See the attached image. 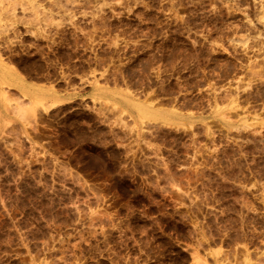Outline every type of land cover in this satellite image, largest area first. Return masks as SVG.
Listing matches in <instances>:
<instances>
[{
	"label": "rangeland",
	"instance_id": "1",
	"mask_svg": "<svg viewBox=\"0 0 264 264\" xmlns=\"http://www.w3.org/2000/svg\"><path fill=\"white\" fill-rule=\"evenodd\" d=\"M9 2L0 264H264V0Z\"/></svg>",
	"mask_w": 264,
	"mask_h": 264
},
{
	"label": "bare ground",
	"instance_id": "2",
	"mask_svg": "<svg viewBox=\"0 0 264 264\" xmlns=\"http://www.w3.org/2000/svg\"><path fill=\"white\" fill-rule=\"evenodd\" d=\"M5 1H7V0L0 1V12H2V11L9 12L8 9L11 10V6L10 5H12V4H10V2H9V4H7V6H6L5 5ZM16 4H15V6H16ZM13 6H14V4H13ZM22 6H23L22 11L23 10L25 11L26 9H28V8L25 7V5H22ZM27 6H29V5H27ZM13 10H14V7H13ZM2 20L0 19V22H2ZM1 85H9V86L14 85V86H17L20 90H22L23 93H25L26 96H29V97L31 96L32 98H34L33 105L36 106V107L37 106H41V105L44 104L43 103L44 99L40 98L41 97V90L36 89V88L28 87L22 80H20L16 76V74L13 71L6 70L5 68H3L0 65V87H1ZM123 100H124L125 104H127L131 109H134L138 113L139 117H147V112L145 110H143L142 108H140L139 106H137V104L132 105L127 100H125L124 98H123ZM59 102H60L59 100H56L55 102H53V106H55ZM159 116L162 119H164V120H169L170 119L168 115L159 114Z\"/></svg>",
	"mask_w": 264,
	"mask_h": 264
}]
</instances>
